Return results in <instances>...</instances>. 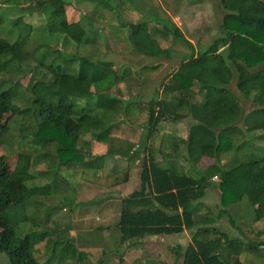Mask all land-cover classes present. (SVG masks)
I'll list each match as a JSON object with an SVG mask.
<instances>
[{
  "label": "trees",
  "instance_id": "16d2710c",
  "mask_svg": "<svg viewBox=\"0 0 264 264\" xmlns=\"http://www.w3.org/2000/svg\"><path fill=\"white\" fill-rule=\"evenodd\" d=\"M27 1L26 16L42 17L48 30L68 35L70 25L63 12L68 2ZM91 2L96 11L108 9L112 17L115 16L116 25L119 22L117 27L123 30L135 54L157 59L165 51L153 38L158 28L149 29L148 20L144 19L135 24L124 22L119 17L123 9L136 14L142 12L144 17L152 16L161 32L192 50L191 43L172 22L154 13H143L139 0ZM218 5L223 13L222 28L227 31L203 52L180 59L177 67L159 83V89L156 87L150 100L140 106L139 102L124 101L109 92L128 72L114 74L98 58L77 56L78 43L71 42L68 37H62L61 49L42 44L41 57L34 59L31 66H21L29 58L25 44L31 27L19 19L11 21L21 34L13 43L0 39V75L3 76L0 82V144L8 130L2 124V115L17 96L15 84L19 82H11L6 77L29 73L33 84L27 98H21L27 105L15 108L13 121L23 132L22 137L30 139L29 145L39 152L17 153L8 174L5 158L0 157V221L4 224V231L0 233V254L7 264H65L76 256L77 248L67 228L19 232V224L28 221L24 211L27 202L33 197L49 195L61 182H67V178H60L62 181L56 183L61 176L54 168L49 172L50 184L31 185L35 164L53 160L57 168H70L78 163L81 169L98 170L106 159L117 158L133 164L140 155L138 188L119 204L116 229L121 243L146 236L178 235L202 226L182 249L181 264H243L240 258L243 254L255 264H264V240L242 243L229 239L214 227L209 228L208 225L218 219L228 218L239 231L225 209H219L216 214L208 210L201 213L204 209L200 199L209 187L208 179L215 177L222 207L245 199L253 209L254 223L264 220V148L251 145L249 136L257 131L264 134V0H218ZM229 28L241 29L244 36ZM92 43L93 40L86 36L80 44ZM46 58L48 64L43 62ZM238 96L255 107L243 114ZM133 109L146 112L143 142L131 148L129 142L122 141L114 147L116 140L110 136L109 126L102 125L95 114L106 110L113 116L117 113L123 116ZM187 118L190 124L185 129V137L173 136L180 140L182 148L172 150L170 155L182 157L189 166V175L174 167L159 166L143 148L144 143L147 145L156 136L165 120L177 124ZM25 121L29 122L25 124L27 131H23ZM242 143L249 153L245 161H232L229 167L221 162L222 154ZM76 146L84 147L85 151L104 147L105 152L98 156L86 155L83 161ZM254 149L260 154L253 153ZM201 158L212 161L203 170L197 167ZM47 172L45 169L40 175ZM122 179L125 181L126 172ZM39 243L48 244L49 257L44 262H39L34 255V247ZM256 256H263V260L256 262Z\"/></svg>",
  "mask_w": 264,
  "mask_h": 264
},
{
  "label": "rangeland",
  "instance_id": "374dc122",
  "mask_svg": "<svg viewBox=\"0 0 264 264\" xmlns=\"http://www.w3.org/2000/svg\"><path fill=\"white\" fill-rule=\"evenodd\" d=\"M64 1L68 2L63 8L65 20L70 25L68 35L48 30L42 17L26 16L24 12L29 5L27 0H0V39L13 43L21 34L18 27L11 25L13 20L19 19L31 27L25 44L29 58L21 64V66L25 64L31 66L34 59L41 57L42 44L49 48L61 49L62 37H68L71 42L78 43L75 51L77 56L98 58L114 74L122 75L128 72L125 79L115 83L109 92L121 100L139 102V106L150 100L156 87L177 67L180 59L203 52L215 38L221 37L227 31L222 28L223 13L219 8L218 0H139L143 13H154L172 22L192 45V50H189L175 43L168 33L160 31L161 27L155 25L152 16L147 14L144 17L141 15L142 12L136 14L123 9L119 17L124 22L135 24L144 19L148 20L149 29L158 28L153 38L165 54L157 59H148L131 50L123 30L117 27L119 22L116 25L115 16L112 17L113 14H110L108 9L96 11L91 0ZM229 29L244 36L241 29ZM86 36H89L93 43L83 46L80 43ZM43 62L48 64L49 59L46 58ZM156 65L158 66L156 69H149ZM39 72L42 73L43 70L39 69ZM7 76L6 78L11 82L19 80L15 84L17 96L12 100L11 107L2 115V124L6 125L8 130L1 140L0 157L5 158V172L8 174L12 171L17 153L35 154L39 149L29 145L30 139L22 137L23 132L19 131L13 121L15 108L22 104L27 105L23 100L30 93L33 79L29 73L21 72ZM1 78L3 76L0 75V82ZM238 97L243 114L255 107L245 102L241 96ZM157 98H160V95ZM95 115L102 125L109 126L110 136L114 141L116 140L114 147H118V142L123 141V143L129 142L131 148H135V145L143 142L142 126L146 119L145 111L134 112L133 109L123 116L118 113L113 116L106 110H100ZM28 123L25 121L23 124L28 125ZM189 124L188 118L177 124L165 120L160 124L156 136L151 138L147 145L143 144L144 150L151 153L159 166L174 167L179 172L189 175V166L182 157L170 155L172 150L182 148L180 140L173 139V136L184 138L185 129ZM26 125L23 131H27ZM249 136L252 140L251 145L264 148L262 132H252ZM76 148L82 155L83 161L86 160V155L98 156L105 152L104 147L91 148L90 151H85L81 146ZM255 151L260 154L257 149H254L253 153ZM247 154L249 156L247 147L242 143L236 149L222 154L221 162L229 167L232 161L236 163L245 161ZM141 158L142 155L133 164L117 158L106 159L98 170L81 169L78 163L70 168L61 166L57 168L53 160L35 164L31 172L34 177L31 185L50 184L49 172L54 168L61 176L56 183L62 181V178L68 180L66 179V183L61 182L49 195L33 197L27 202L24 211L28 221L19 224V232L69 229L68 235L74 239L77 251L75 258L65 264H181L179 255L182 249L191 242L193 233L202 226L178 235L146 236L125 243H121L118 239L116 224L120 200L137 190ZM211 162V159L201 158L197 167L203 170ZM45 169L46 172L48 171L47 174L40 175ZM125 172L124 181L122 178ZM208 182L209 187L204 197L200 199L204 209L201 213L208 210L211 214H216L219 209H225L239 231L228 222V218L218 219L208 227H214L229 239L242 243L264 240V220L254 223L253 209L246 200L242 199L223 208L220 203L221 191L217 186V178L212 177ZM3 231L4 224L0 221V233ZM47 245L39 243L34 247V255L39 262H44L49 257ZM240 258L243 264H255L245 254ZM5 259L4 255L0 254V264H7ZM254 259L259 262L263 260V256L260 258L256 256Z\"/></svg>",
  "mask_w": 264,
  "mask_h": 264
}]
</instances>
